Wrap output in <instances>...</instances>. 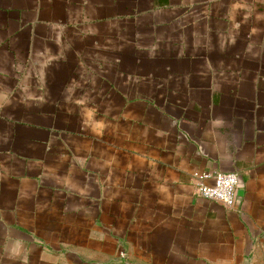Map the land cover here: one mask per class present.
<instances>
[{
  "label": "crops",
  "instance_id": "crops-1",
  "mask_svg": "<svg viewBox=\"0 0 264 264\" xmlns=\"http://www.w3.org/2000/svg\"><path fill=\"white\" fill-rule=\"evenodd\" d=\"M0 264H264V0H0Z\"/></svg>",
  "mask_w": 264,
  "mask_h": 264
},
{
  "label": "built area",
  "instance_id": "built-area-1",
  "mask_svg": "<svg viewBox=\"0 0 264 264\" xmlns=\"http://www.w3.org/2000/svg\"><path fill=\"white\" fill-rule=\"evenodd\" d=\"M238 184L239 175L236 172L204 173L198 175L197 189L203 198L230 207Z\"/></svg>",
  "mask_w": 264,
  "mask_h": 264
}]
</instances>
